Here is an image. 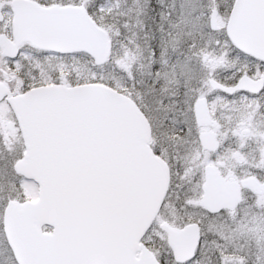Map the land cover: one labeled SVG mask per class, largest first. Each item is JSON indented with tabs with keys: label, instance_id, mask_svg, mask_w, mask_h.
<instances>
[{
	"label": "water",
	"instance_id": "obj_1",
	"mask_svg": "<svg viewBox=\"0 0 264 264\" xmlns=\"http://www.w3.org/2000/svg\"><path fill=\"white\" fill-rule=\"evenodd\" d=\"M14 36L59 54L85 53L97 66L111 55L108 34L79 6L43 7L14 0ZM217 12L210 24L217 30ZM228 38L241 52L264 62V0H236ZM259 93L263 82L243 76L236 87ZM25 147L14 171L38 185V200L10 202L4 233L17 264H159L141 243L167 194L169 168L150 147L149 122L136 103L102 84L50 85L9 99ZM199 125L210 122L205 101L195 105ZM214 150L213 135H202ZM240 187L255 194L264 185L250 176ZM241 201L236 183L225 182L217 167L205 170L201 206L210 214L234 209ZM51 232H44V227ZM167 231L177 263L190 261L200 239L197 224ZM137 255L139 256L137 258Z\"/></svg>",
	"mask_w": 264,
	"mask_h": 264
},
{
	"label": "rangeland",
	"instance_id": "obj_2",
	"mask_svg": "<svg viewBox=\"0 0 264 264\" xmlns=\"http://www.w3.org/2000/svg\"><path fill=\"white\" fill-rule=\"evenodd\" d=\"M34 1L81 6L109 36L111 55L101 66L84 53L34 51L23 57L31 63V86L106 85L133 100L147 118L151 148L170 170L159 215L142 239L159 263L180 264L161 228L165 223L175 230L190 224L200 228L195 255L183 264H264V193L245 191L237 209L219 215H209L200 206L204 168L214 162L224 164L226 178L256 176L264 185V94L223 100L208 85L210 80L236 82L244 75L255 79L264 71V65L239 52L227 37L236 0ZM213 10L218 12L217 31L209 25ZM201 97L213 103L219 123V150L213 154L202 149L198 136L203 129L194 121L193 104ZM9 109L0 106V127L12 119ZM242 130L249 135L242 137ZM225 132L231 140L239 136L240 142L228 148ZM9 137L4 145L0 129V264H17L4 233L5 208L13 201L38 200V186L14 171L25 152L23 138L19 131Z\"/></svg>",
	"mask_w": 264,
	"mask_h": 264
},
{
	"label": "flooded vegetation",
	"instance_id": "obj_3",
	"mask_svg": "<svg viewBox=\"0 0 264 264\" xmlns=\"http://www.w3.org/2000/svg\"><path fill=\"white\" fill-rule=\"evenodd\" d=\"M13 1L14 0H0V106L6 107L8 105V108H10L9 109L10 112L13 114V117L11 120L1 122L0 129H1L3 137L5 139L4 145H6L7 141H9V139H10L9 134L10 135L14 134L17 131H19L21 134L20 127H19L18 122L16 120L15 113L13 112L11 105L9 104V99L20 97L24 93H26L27 91H29L35 87L42 86V85H38V86H31L30 85V75H29L30 73H29L28 65H31V63H30L29 59H26L25 57H23V53L26 52V54L29 55V54H32V52H34V51H40V50L32 47L28 43H24L22 45L17 46V42H16V39L14 36V24H13L14 23V12H13V7H12ZM30 1H33V2H35L38 5L43 6V7L49 6V5H45L44 3H38L34 0H30ZM56 5H60V4H56ZM61 6H66V5H61ZM211 15H212V13H211ZM217 17H218V12H217ZM217 17H216V19H217ZM210 19H211V16H210ZM209 25H210V29L212 31L218 30V21H217V30H213L211 28L210 20H209ZM41 52H45V51H41ZM48 53H50V52H48ZM164 53H166V52H164ZM254 60L258 61L260 64L264 65L263 61L256 60V59H254ZM244 76H247V75H244ZM248 78H250V77H248ZM250 79L255 81V82H258V81L263 82V87L259 93L255 94V93L247 92L245 90H237V91L229 93V92H226V91L221 90L219 88L213 87L211 84V81H215V80H210L208 85L210 86V88L213 91L217 92L223 98V100L224 99H227V100L232 99L237 94H247L249 96H258L261 94L263 95L264 94V71L260 72L259 76L257 78H255V79L250 78ZM238 81H239V79L236 82H229V83H220L217 81H215V82L217 84L222 85L225 88H234L237 86ZM200 101H205V103H206L208 116H209V120H210L208 125H199L197 123L195 105L197 102H200ZM212 105H213V103L209 100L208 97H201L198 100H196L193 104V114H194V121H195L196 125L199 128L203 129L202 132L198 136L199 143H200V145L204 151L213 154L219 150V137L220 136L218 134L219 123H218L217 119L215 120V117H214L215 115H214ZM223 114H224V110H223ZM238 126L241 128H244L245 124L239 123ZM206 128H208V129L206 131H204ZM249 133H250L249 130H242V132H241L242 137L248 136ZM202 135H213L215 137V141H216L217 146L214 150H207V149L203 148V146L200 142V137ZM225 135L229 141V143L227 144L228 148H232L233 143L240 142L239 136H237L235 134H234V139H232V140H231V134H229V132H225ZM21 136H22V134H21ZM150 142H151V140H150ZM235 158H236L237 165H240L241 160H240L239 156L236 155ZM166 165H167V163H166ZM209 166L217 167L220 175L222 176V178L225 182L236 183L240 188V194H241L240 203L232 210H223L218 214H210L204 208H202L209 215H219L223 212L234 211L235 209H237L241 205V203L243 201V194L245 191H249L254 195H261L264 193L263 192L261 194H255L248 189L240 187L241 181L245 180L247 177L242 179V180H238V181L224 177L223 174L221 173V169L224 168V164L222 165L219 162L218 163L214 162V163H211V164H208L207 166H205V168H204V183H205V170ZM204 183H203V185H204ZM203 185H202V197H203ZM201 201H202V199H201ZM201 201H200V206H201ZM164 224L165 223L161 224V228H162V225H164ZM165 225H167V224H165Z\"/></svg>",
	"mask_w": 264,
	"mask_h": 264
},
{
	"label": "bare ground",
	"instance_id": "obj_4",
	"mask_svg": "<svg viewBox=\"0 0 264 264\" xmlns=\"http://www.w3.org/2000/svg\"><path fill=\"white\" fill-rule=\"evenodd\" d=\"M186 66H188V72L191 70V71H193V69H192V67H190L188 64H186ZM185 67V66H184ZM184 72L185 73H183L185 76H187V72L184 70ZM193 73V72H192ZM192 75V74H191ZM13 110V109H12ZM14 112V111H13ZM15 113V112H14ZM16 116V115H15ZM16 120H17V117H16ZM17 122H18V120H17ZM19 125V124H18ZM150 140H151V138H150ZM6 209V208H5ZM51 231H52V229H51ZM50 231V232H51ZM48 232V231H47Z\"/></svg>",
	"mask_w": 264,
	"mask_h": 264
}]
</instances>
